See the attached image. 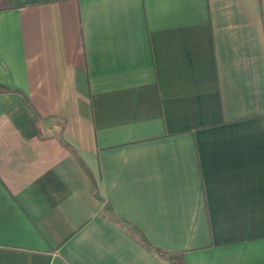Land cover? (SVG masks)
I'll list each match as a JSON object with an SVG mask.
<instances>
[{
	"label": "crops",
	"instance_id": "crops-1",
	"mask_svg": "<svg viewBox=\"0 0 264 264\" xmlns=\"http://www.w3.org/2000/svg\"><path fill=\"white\" fill-rule=\"evenodd\" d=\"M171 255L264 264V0H0V264Z\"/></svg>",
	"mask_w": 264,
	"mask_h": 264
},
{
	"label": "trees",
	"instance_id": "trees-1",
	"mask_svg": "<svg viewBox=\"0 0 264 264\" xmlns=\"http://www.w3.org/2000/svg\"><path fill=\"white\" fill-rule=\"evenodd\" d=\"M145 242L150 245V243L148 242V240H146V238H145ZM155 250H157L158 252H162V250H160L159 248H156ZM171 257H172V259L174 258L173 255H171ZM178 264H185V263L182 262L181 258H179Z\"/></svg>",
	"mask_w": 264,
	"mask_h": 264
},
{
	"label": "rangeland",
	"instance_id": "rangeland-1",
	"mask_svg": "<svg viewBox=\"0 0 264 264\" xmlns=\"http://www.w3.org/2000/svg\"><path fill=\"white\" fill-rule=\"evenodd\" d=\"M173 257L176 259L177 262H179V257L176 255H173Z\"/></svg>",
	"mask_w": 264,
	"mask_h": 264
}]
</instances>
